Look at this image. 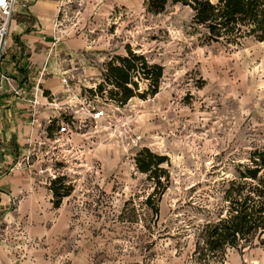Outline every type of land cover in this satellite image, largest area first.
<instances>
[{
    "label": "rangeland",
    "instance_id": "obj_1",
    "mask_svg": "<svg viewBox=\"0 0 264 264\" xmlns=\"http://www.w3.org/2000/svg\"><path fill=\"white\" fill-rule=\"evenodd\" d=\"M105 1L73 0L66 24L90 26L89 40L100 55H123L131 47L161 64L159 92L122 104L109 127L93 135L91 149L77 138L69 162L58 158V150L38 151L34 163L47 188L56 175L72 189L54 219L44 221L48 233L24 235L47 258L62 259L57 264L258 261L264 246L257 237L252 245L215 254L203 255L201 246L206 225L227 213L229 181L252 151L264 150V43L209 42L193 24V10L181 3L153 13L146 0ZM101 78L97 103L109 107L115 88ZM136 79L137 91L149 87ZM136 135L141 139L134 146ZM146 147L168 157L159 166L161 185L137 167L135 157ZM48 199L53 203L50 189Z\"/></svg>",
    "mask_w": 264,
    "mask_h": 264
},
{
    "label": "crops",
    "instance_id": "obj_2",
    "mask_svg": "<svg viewBox=\"0 0 264 264\" xmlns=\"http://www.w3.org/2000/svg\"><path fill=\"white\" fill-rule=\"evenodd\" d=\"M27 1V6L18 5L13 14L1 65L20 94L6 82L0 91V264H57L62 259L47 258L39 245L24 235L48 233L50 229L44 221L54 219L53 214L60 208L53 207L51 199L46 200L49 189L36 171L34 157L29 163L23 162L29 151L28 139L40 135L31 121L30 100L38 84L43 92L56 94L63 101L71 97L64 92L61 81L66 70L100 83L110 53L100 55L94 51L89 40L90 26L86 30L65 23L59 26V21H65V0ZM106 1L111 6L139 0ZM44 65L46 74L39 79ZM79 88V84L74 85L75 92ZM52 113L49 107L41 109L43 123ZM52 232L56 234V229ZM252 262L264 264V257Z\"/></svg>",
    "mask_w": 264,
    "mask_h": 264
},
{
    "label": "trees",
    "instance_id": "obj_3",
    "mask_svg": "<svg viewBox=\"0 0 264 264\" xmlns=\"http://www.w3.org/2000/svg\"><path fill=\"white\" fill-rule=\"evenodd\" d=\"M189 6L193 12L192 22L204 30L207 41L240 45L247 39L264 43V0H146L148 11L160 13L169 3ZM164 67L151 63L143 53L131 47L126 54H116L106 63L105 82L114 86L111 96L121 104L132 97L155 95L159 92ZM140 79L149 87L139 90ZM104 83L98 84L101 91ZM50 130V127H48ZM140 171L150 173L161 185L158 170L168 161L165 155H158L149 148L139 151L135 157ZM249 162L239 166V174L229 181L225 199L229 202L227 213L217 221L206 225L202 254L224 252L228 247L238 248L252 245L254 239L264 246V150L252 151ZM64 177L58 176L50 181L55 207H60L64 197L70 195L72 186L64 184ZM152 197L148 201L152 204ZM158 213V207H155ZM200 248V247H198Z\"/></svg>",
    "mask_w": 264,
    "mask_h": 264
},
{
    "label": "built area",
    "instance_id": "obj_4",
    "mask_svg": "<svg viewBox=\"0 0 264 264\" xmlns=\"http://www.w3.org/2000/svg\"><path fill=\"white\" fill-rule=\"evenodd\" d=\"M72 1L65 0L62 9V17L65 21H59V26L64 25V23L68 26L66 24L69 20L68 9ZM27 2V0H3L0 3V91L3 90L4 83L6 82L17 94H20V90L15 89L11 79L3 73L1 65L8 47V37L13 14L18 5L27 6ZM75 26H77V23L74 22L70 25V27ZM46 68L47 65H44L41 69L39 79H42L46 74ZM105 71L106 66L104 68ZM61 81L64 85V92L71 95L66 101H63L56 94H46L39 84L36 86L33 99L30 100L32 106L31 121L39 128L40 135L36 139H28L29 151L25 155L23 162L29 163L34 156L38 158V151L42 149H44L42 151L46 155L51 151L58 150V158L69 162L70 156L73 157L76 154L75 141L77 138H80L84 143L88 142V145L85 147L91 149L92 144H90V140L93 139V135L102 132L103 129H107L114 113L122 111V104L116 100L114 101L115 104L109 107H100L98 105L97 102L100 101L99 83L93 82L88 76L80 78L78 77V73L66 70ZM75 84L80 85L79 92L74 91ZM46 107H49L53 113L43 123L39 115L41 109ZM48 127H50V130ZM140 139L141 136L136 135L135 139H133V145L137 146ZM56 177V175H53V178Z\"/></svg>",
    "mask_w": 264,
    "mask_h": 264
},
{
    "label": "snow or ice",
    "instance_id": "obj_5",
    "mask_svg": "<svg viewBox=\"0 0 264 264\" xmlns=\"http://www.w3.org/2000/svg\"><path fill=\"white\" fill-rule=\"evenodd\" d=\"M3 2V0H0V3H2Z\"/></svg>",
    "mask_w": 264,
    "mask_h": 264
}]
</instances>
